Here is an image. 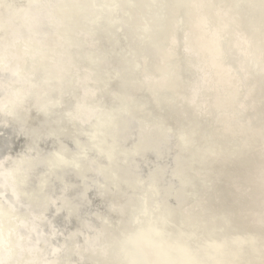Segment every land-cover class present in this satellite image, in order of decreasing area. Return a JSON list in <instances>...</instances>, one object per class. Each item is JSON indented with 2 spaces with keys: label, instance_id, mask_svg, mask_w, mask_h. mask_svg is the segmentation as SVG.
<instances>
[{
  "label": "bare ground",
  "instance_id": "1",
  "mask_svg": "<svg viewBox=\"0 0 264 264\" xmlns=\"http://www.w3.org/2000/svg\"><path fill=\"white\" fill-rule=\"evenodd\" d=\"M2 1L0 115H8L4 112L8 109L20 118L21 124L2 116L0 125L11 128L15 139L21 135L24 138L20 140V155L7 153L0 159V264H52L50 255L60 264V252L67 249L71 251L65 255L66 264H78L76 260L87 264L91 258L97 264H124L116 250L108 252L107 244L113 246L120 240L114 233L117 228H130L126 214L130 195L125 196L129 187L134 189L131 192L136 205L146 204V212H139L146 229L151 226L149 218H154L156 212L161 216L162 209L157 207L165 204L174 213L172 236L179 218L199 232L194 234L199 242H209L207 236H211L229 254L237 252L243 235H257L264 240V42L240 26L230 4L222 0H27L29 4L24 6L21 0ZM89 1L101 10L91 9ZM161 4L168 13L167 40L147 36L146 41L144 33L153 25L142 19L145 12L157 13ZM120 6L122 14H113V9ZM4 7L8 10L4 11ZM76 8L82 9L81 16ZM206 17L213 23L209 29ZM101 18L114 23V35L124 36L127 41L115 50L118 58L129 57L131 51L137 58L138 46L144 56L137 58L138 69L127 82L133 89L125 96L131 111H120L115 124L104 123L98 135L106 141L91 146L80 135L89 132L95 112L92 107L103 104L109 113L117 105L112 100L116 85L108 88V97L102 98L104 89L98 91L87 68L91 62L86 53L100 55L110 49L99 40L106 32L104 25L91 22ZM221 38L225 39L224 50ZM138 39L143 45H135ZM126 46L130 51L125 50ZM147 60L153 68L147 66ZM248 60L255 61L257 75L250 71ZM106 66L118 74L115 64L108 62ZM16 72L19 77H14ZM161 73L169 76H159ZM98 85L101 89V83ZM154 113L162 119L163 114L171 115L173 123L158 126ZM194 116L198 121L192 122ZM133 117L143 123L139 136L144 143L140 148L131 147L136 139L126 143L139 132L135 126L124 130ZM180 120L191 124L184 138L185 150L173 138L178 134ZM62 135L74 137L80 150L68 147L70 153L59 162L62 173L48 175L45 169H38L44 178L38 191L36 181L29 178L37 170L34 165L37 167L39 161L47 160V154L57 152L54 144H64ZM35 142L39 149L36 154L32 152L36 150ZM110 144L113 147L109 150ZM106 151L112 152L121 171L114 187L86 172L89 168L93 171L91 159L98 160ZM192 154L197 160L194 196L171 179L174 158L179 160L183 177L191 178L187 165ZM145 165L146 172L153 175L149 182L142 174ZM10 170L16 173L17 181L28 186H14ZM79 174L80 181L74 178ZM94 184L102 188L90 195L87 191ZM5 191L11 199L5 197ZM19 192L28 201L25 209H19ZM31 205L45 207L48 214L35 211ZM61 215L74 226L67 232L54 227ZM38 230L49 238L46 253L35 245L38 239L33 234ZM212 250L209 247L205 251L208 257ZM195 251L204 252L199 248ZM241 253L248 264H264V256L250 254V249ZM167 256L173 259V251ZM134 259L136 264H147L141 250ZM176 263L179 264L177 260Z\"/></svg>",
  "mask_w": 264,
  "mask_h": 264
},
{
  "label": "water",
  "instance_id": "2",
  "mask_svg": "<svg viewBox=\"0 0 264 264\" xmlns=\"http://www.w3.org/2000/svg\"><path fill=\"white\" fill-rule=\"evenodd\" d=\"M0 1L3 2L2 0H0ZM109 1L111 2V0H109ZM222 1L227 3V4H230L232 12L238 18L240 26L250 36L256 37L258 39V41L260 40V41L264 42V0H222ZM20 2H22L24 4V6H27L29 4L27 2V0H21ZM33 4L40 5V3H38L37 1H34ZM163 4H161V8L159 7V9H157L158 10L157 13H155L156 10H153L150 13L145 12L146 17L144 19H142V21H144V22L148 21L153 26H152V28L147 29L145 31V33H144L145 35L143 37L150 36L151 38L155 39L156 37L161 36L163 41L167 40L168 30L166 28L167 27L166 25L168 22L167 21V19H168L167 14L168 13H167V11H164ZM88 5L91 7V9L98 8V10H101V8L99 6L96 7L92 1H89ZM86 7H87V5H86ZM4 8H6V7H4ZM113 8H115V7H113ZM7 10H8L7 8L4 9V11H7ZM113 10H114L113 14H115V15L116 14H122V12H123L121 9V6L118 9H113ZM76 11L79 12V16H81L80 13L82 12V9L76 8ZM11 17L14 18V14H12ZM104 20H106V19L101 18V19H98L97 22L96 21H91V22L96 24V25H98L99 22H101L104 25L106 32L104 35L99 37V40L104 45L110 46V49L108 50V52L101 53L100 55L95 54L94 52L86 53L87 57H88L87 60L89 62H91V63H89L90 65L87 68L92 73V78L96 83V88L98 89V91L104 89V93L103 92L101 93L102 98H105L106 96L108 97L109 96V95H107L108 88H111L112 85H116V88L114 90L115 94L112 97V100H114V102L117 105L109 113L107 112L108 111L107 106H105L103 104H101L99 106V103L98 104L96 103L92 107L95 112H94V115L90 118V123H92V124H91V127L88 128L89 132L88 133H82L80 135L81 138L83 140H85L88 145H91V146L97 145L99 143L104 144V142L106 141L104 136L100 137L98 135L99 134L98 132L100 131V128L102 127V125L104 123H107V124L110 123V125L115 124V119L118 118L117 115H120V111L123 113L131 111V107H130L131 105H129V107L127 106L128 102H126L125 96L128 97L129 93L133 89H132V86H128L127 82H128V80H130V78L133 79L134 72L137 71V69H138V64L136 63L137 58H139L140 56H144L143 53H141L140 47L138 46L140 44L143 45L142 40L138 39V44H137V42L135 44L138 46V49L136 48L137 58L134 57L132 51H131V53L129 52V54H130L129 57H125V58L119 57L118 58V55L115 54V50L119 49L120 46L126 45L127 41L125 40L124 36H121V38H120V37L114 35V27H115L114 23L108 24ZM212 24L213 23L211 22L210 17H206L207 29H209L212 26ZM81 28H83V27H81ZM3 30H4V27H2L0 29V34L2 33ZM83 30H84V28H83ZM85 32H87V34H91V33H89V31H85ZM0 40H2V39L0 38ZM145 40L147 41V40H149V38L147 37V38H145ZM224 45H225V39L221 38L220 46L222 47V50H224L223 49ZM14 46L18 47L17 44H15ZM125 50L130 51V48L128 46H126ZM224 58H226V57H224ZM144 61H146V59ZM226 61L229 64H233V62L230 59L226 58ZM25 62H26V58H25ZM108 62L113 63V65L114 64L116 65V69H118V74L114 75V73H111V72H113L112 70H108L109 68H108V66H106V63H108ZM148 65H149V67H152V62L147 60V66ZM247 65L250 68V71L253 72L254 75H257L258 70H257V66H256L255 61L254 60H248ZM167 66L170 67V64H167ZM23 68H25V67H23ZM102 69H104V71ZM147 70H149V69H147ZM1 74H2V72H1V64H0V76H1ZM160 75L169 76V75H166L164 73L159 74V76ZM19 76H20L19 72H16L14 77H19ZM100 83L102 86L101 89H100V86L98 85ZM14 91L16 92L17 89L15 88ZM135 105L136 104H134V106ZM42 106H44V104H42ZM116 107H118V108H116ZM109 108H110V106H109ZM140 108H141V105H140ZM4 112H7L8 115L4 116L2 113V115H0V118L3 119L2 116H4V117L10 118V119H13L11 121L13 123H17L18 126L21 124V120L18 116H16L13 113H9L8 109H5ZM154 115H156V114L154 113L153 116ZM46 116L47 115L44 112H42V117L46 118ZM163 118L164 119H162V117H160L159 115L158 116L156 115V120H157L156 124H158V126L161 125L163 127H168L169 125H171V123H173V121L171 122V120H172L171 115L163 114ZM196 119L197 118L194 116L192 122L198 121ZM173 120H175V114L173 115ZM184 122H185V125H184ZM184 122L180 120V122L178 123L179 126H177V127H179L178 134L176 133L175 136L173 137L174 139H176L178 141V145L183 150H185L187 148V144H186L184 138L186 136V132H189L188 127L191 125L189 120H184ZM142 124L143 123L141 122V120H138V119L133 117V118H130L129 124L127 122V125H125V127H124L125 131L130 129L132 126H135L137 129H139V132H137L133 138L126 141V143L129 144V143H131V141H134L136 139L137 142L134 145L131 144L132 148H140L144 143L143 138H141L139 136V134L141 133L142 128H143ZM164 125H166V126H164ZM198 126H200V125H198ZM206 127L207 126L204 124V130H205L204 133L207 132ZM208 133H209V130H208ZM23 138H24V135H21V137L19 136L17 139H15L14 135L12 136V129L11 128H9V129L3 128L0 125V159L5 157V155L7 153L20 155L17 153L20 150L19 148L21 146H23V143L20 141ZM61 138L65 141L64 144H62L58 141L56 142V144H54V146H56V148H57V152L56 153L52 152L51 154H47L46 155L47 160L39 161V163L37 164V167H36V165H34L35 166L34 168L35 169L37 168V170H35V172L32 171L34 177L31 174V176L29 178L36 181L35 187L38 189V191H40V188H42L43 181H44V178L38 174L39 173L38 169L39 170L45 169L46 174L55 175V173L57 171L61 172L60 171L61 169L59 167L60 158L64 155H68L70 153V150L68 147L75 149V150L76 149L80 150V144L78 143V141H76V139L74 137H64L63 138V135H62ZM108 140L112 141V138H110V136H109ZM41 144H44V143H41ZM34 146H35L36 150L33 149L32 152L36 154V151H39L38 145H36V142L34 143ZM112 147H113L112 144H110L109 150ZM91 160H92L91 161V167H92L93 171H91V169L89 168V170L87 169V171H86L87 174H91V175L97 177V179H99V181H101L102 183H104L108 186L114 187V183H117V176L121 173V171L117 167V164L115 162V159H114L112 152L106 151L103 153V155L98 157V160H94V159H91ZM97 161H101L102 163H104V165L99 166ZM172 166L174 167V169H172V174H173L171 176L172 181L175 183L176 186L181 188L182 191H186L187 189L192 191L191 196H194V194H193L195 192V185L194 184L196 183V179L194 178L193 170L197 166L196 157L192 154V158H190V161L188 162V165H187V170H189L190 174L192 175L190 179L183 177V174L180 171L181 166H180L179 160L177 158H174V160H172ZM146 171H147V167L145 165L144 171L142 170V174L146 175L147 182H149L152 180L153 175L151 172H146ZM60 175L62 177V174H60ZM79 176H81V174L77 175V177H74V178H76L77 180L80 181L81 178ZM9 177L11 178L12 184L14 186L15 185L16 186L20 185L22 187L28 186V185H23V183L21 184L19 181H17L16 173H14L12 170H10ZM57 184L61 185L62 181H59ZM82 186H83V184H81V187H80L81 190H83ZM92 186L93 187L89 191H87L90 195H92V192H99V188H102V187H99L100 185H97V184H94ZM67 188H69V191H72L71 185H69ZM132 190H134V189L132 187H129L127 189V193L125 195V196L130 195L128 197L129 200H127V202H126V214L128 217L130 228L125 230V231H121L117 228L114 233H116L118 239H120V240L116 244H114L113 246H109V244H107V248H108L107 250H109L108 252H110L111 250H116V252L118 254H120V256L122 257V261L124 264H136V260L134 259V254L138 250H141L142 253L144 254V256L146 257V263L147 264H150V263L151 264H177L176 260L179 262V264H248L244 259L245 255L243 253H241V251L243 249H250V254H252V253L258 254L259 257L264 256V240L261 239L259 236L257 237V235H255V236H244L242 234L243 238L238 241L240 246H237L238 250L235 254H229L230 251H228V250L226 251V249L221 244H216L213 240L214 238L211 236H209V237L207 236V238L210 239L209 242H208V240H204V242L202 240V242H199V240H197L194 237V234H196V233L198 234L199 232L197 230H195L192 226H190L186 223L183 224L179 220V218L176 219V223L178 224V226L173 227L174 228L173 230L176 233L175 236L170 235V231L172 230L170 228L173 225V221L175 219H174V213L171 211L169 212V210L165 204H162V205H160V207H157V208L162 209L161 216H159L156 212L154 218H149L148 219L150 222L149 226L150 225L151 226L150 227L148 226L149 228L146 229V228H144V226H142L143 225L142 224L143 217H142V214L139 213L140 211L143 213L146 212V204L140 203V204L136 205L134 193L131 192ZM2 191H3V188L0 186V192H2ZM4 195L6 198L11 199V196H10L8 191H5ZM18 197L22 202V206H20L19 209H25L24 204L28 203V201L25 199V196L20 192L18 193ZM123 197H124V195H123ZM191 198H193V197H190L189 199H191ZM31 206H35L34 207L35 211H39L41 214L42 213L48 214L47 209L44 210L45 207H37L36 205H31ZM80 208L83 209L84 207L81 206ZM85 208H87V206H85ZM92 218H93V215H92ZM1 220L2 219H0V223L2 222ZM57 220H59V223H56L54 225V227L57 228L58 231L62 228H65V232H67L70 228L74 227L73 225L67 224L66 223L67 219H64L62 217V215ZM61 224H64L63 225L64 227ZM23 231H24V229L22 230V233H23ZM86 232L91 233L92 231L86 230ZM124 232H125V234H124ZM179 235H182V237H178ZM205 235H207V234H205ZM33 237L36 240L38 239L36 244H35V245H37V248L39 250H41L42 253H46L45 247L48 246L49 238L45 234H43L41 232V230H38L36 234L34 233ZM149 238L154 239L155 242L150 243V240H148ZM219 239H221V237H219ZM218 245H219V247H218ZM259 245H261V247L256 250V248H254V247H258ZM132 246H133V248H132ZM190 246H192V248H190ZM209 247L211 248V250L213 249L211 251V255L209 254L211 257H208L205 253V251ZM62 248H64V247H62ZM198 248L204 252L199 254L198 252L195 251ZM240 249H242V250H240ZM7 250H9V249H7ZM70 251H71V249H67L66 252H64V251L60 252V256L63 258V260L60 262V264H66L65 260H67V259H66L65 255L69 254ZM171 251H173V255H174L173 259L174 260L169 259L167 256L168 253H170ZM175 256L177 258H175ZM9 257H10V255H9ZM50 259H51L52 264H58L56 257L54 258V256L50 255ZM72 260H75L74 257ZM76 261L78 262V264H82L80 261H78V260H76ZM86 263L87 264H97L95 259H92V258L88 259V261ZM8 264H10V263H8Z\"/></svg>",
  "mask_w": 264,
  "mask_h": 264
}]
</instances>
